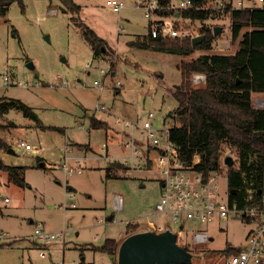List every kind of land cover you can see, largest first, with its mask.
<instances>
[{
  "label": "rangeland",
  "instance_id": "374dc122",
  "mask_svg": "<svg viewBox=\"0 0 264 264\" xmlns=\"http://www.w3.org/2000/svg\"><path fill=\"white\" fill-rule=\"evenodd\" d=\"M219 1H208L210 15L200 25H218L222 30L213 35L210 49H194L189 55L128 43L148 31V20L137 0H123L125 6L119 12L107 0H73L78 10H64L58 0H23L24 9L15 1L0 14V96L31 106L46 126L41 128L15 108L3 116L0 136L13 151L0 147V159L26 166L27 185H18L0 169V264H113L114 257L100 249L106 238L119 244L128 235V222L137 223L140 231L169 219L153 213L160 194L157 177L143 178L140 173L145 170L134 168L131 161L129 168L116 175H107V168L129 155L125 142L132 129L126 124L142 123L148 112L153 113L150 119L160 141L165 140L173 125L171 111L177 100L171 91L181 80L182 61L237 49L238 39L250 26H243L239 37L231 41L229 14L218 7ZM179 2L172 0L175 5ZM251 2L245 0V4ZM167 21L184 29L194 24L179 13L168 14ZM83 24L105 39L104 56H94L91 43L82 35ZM18 79L25 85L16 84ZM95 105L104 109L93 112ZM92 116L104 121V127H91ZM133 134L142 145L138 131ZM21 138L32 148L19 146ZM223 152L235 159L229 148ZM65 155L71 159L66 161L69 168H75V159L80 160V172L62 167ZM38 158L43 165L37 163ZM210 175L224 200L228 197L226 174L215 171ZM115 194L121 196L120 207L115 206ZM38 226L59 236L43 243L34 236ZM252 226L243 217H215L208 223L182 219L172 228L177 243L188 244L190 264H221L224 255L208 250L227 244L243 247ZM200 230L208 232L205 242L193 239V232ZM40 250L46 251L45 256Z\"/></svg>",
  "mask_w": 264,
  "mask_h": 264
},
{
  "label": "trees",
  "instance_id": "16d2710c",
  "mask_svg": "<svg viewBox=\"0 0 264 264\" xmlns=\"http://www.w3.org/2000/svg\"><path fill=\"white\" fill-rule=\"evenodd\" d=\"M15 1L24 9L23 0H0V14L4 15ZM58 1L64 5V10L71 7L79 9L73 0ZM156 1L160 14L168 15L176 11L171 8L172 0ZM190 1L189 7L177 10L180 16L201 22L209 17L210 9L205 8L209 0ZM225 10L229 14L231 41L239 37L243 26L249 25L250 29L241 34L237 49L232 53H202L180 63L181 80L171 91L177 105L171 111L173 125L168 128L167 135L179 161L185 166L191 165L203 178L209 177L212 172L224 170L223 151L229 148L230 153L235 155V161L224 165L229 203L244 206L257 202L260 205L264 194V107L253 105L252 92H264V8L249 7L244 3L242 7L231 10L225 6ZM213 28H199L197 34H203L204 38L195 47L191 45V37H151L149 28L146 34L138 35L128 43L140 48L189 55L194 49H210ZM81 30L91 43L94 56H104L106 52L102 47L105 39L84 24ZM193 72L205 74L204 84H193ZM11 108L21 110L25 117L33 119L41 128L46 127L31 106L18 98L0 96V128L3 126V116ZM105 124L95 116L90 119L93 128L104 127ZM0 147H9L1 136ZM195 157L198 158L196 162ZM40 162L41 158H38L39 165ZM25 167L5 164L0 159V169L20 186L27 185L23 175ZM126 168L120 162L111 163L107 175H116ZM137 225L128 222L125 233L136 232ZM182 246L190 251L188 244ZM117 247L114 238H106L100 246L101 250L113 255V264H116ZM237 250L238 247L227 244L223 249L208 252L226 255Z\"/></svg>",
  "mask_w": 264,
  "mask_h": 264
},
{
  "label": "built area",
  "instance_id": "2783aa9c",
  "mask_svg": "<svg viewBox=\"0 0 264 264\" xmlns=\"http://www.w3.org/2000/svg\"><path fill=\"white\" fill-rule=\"evenodd\" d=\"M109 7L119 12L124 6L123 0H107ZM245 0H221L218 7L228 6V10L232 8H240L244 5ZM137 6L143 8L144 16L148 20V28L151 37L157 36H188L193 37L198 35L195 27H201L199 20L194 21L193 26H178L176 23L170 24L167 21V15H162L158 12L159 4L156 0H137ZM191 4L190 0H180L179 4H172L171 8L174 10L187 8ZM249 7H262L264 8V0H252ZM208 8V7H205ZM175 11L176 16L177 13ZM180 16V15H179ZM87 64H91L90 61ZM103 69L101 68V71ZM193 83H200L205 81V74L201 72H193L191 75ZM4 83L8 84V77H4ZM16 84L25 85L22 79H18ZM94 84L102 88V84L95 80ZM120 81H116V87L120 85ZM104 109V105H95L93 112ZM152 112H148L147 118L142 123H131L129 126L132 129L130 135L127 137L125 145L129 148V155L121 163L125 166L128 161L134 163V168L138 170H145V172L153 177H157L160 184V195L154 204V213L161 215H168L169 219L164 220L161 225H148L144 230H153L161 232L165 229L173 231V225L180 223L182 219H191L204 223L212 221L215 217L227 219L228 217H243L250 222L253 226L246 236V244L243 247H238L236 252H232L223 256L221 264H264V194L262 196L261 204L257 202L251 205L237 206L230 204L228 197L224 200L219 198V187L217 183H212L213 177L209 175L203 178L199 173L193 170L192 166L183 165L178 157L175 147L168 139V135L163 142L154 127L151 117ZM134 131L142 137V145L140 141L134 136ZM18 145L31 149L32 146L19 139ZM226 156V155H224ZM71 160L66 155L62 162V167L67 171L75 170L80 172L78 168L80 160L75 159V168H69L66 161ZM198 160L195 157L194 162ZM224 162L222 163V167ZM127 168H129L127 166ZM155 169V170H153ZM153 170V171H152ZM225 173V170H223ZM115 206L120 207L121 196L114 195ZM8 198L5 197L4 201ZM174 232V231H173ZM193 239L195 242H205L208 239L207 231L193 232ZM34 236L43 241L49 242L59 236L57 232H51L38 226L34 229ZM0 237H3L0 234ZM46 251L40 250V255L45 256ZM160 264V263H154ZM168 264H187V263H168ZM190 264V263H188Z\"/></svg>",
  "mask_w": 264,
  "mask_h": 264
},
{
  "label": "water",
  "instance_id": "95a60500",
  "mask_svg": "<svg viewBox=\"0 0 264 264\" xmlns=\"http://www.w3.org/2000/svg\"><path fill=\"white\" fill-rule=\"evenodd\" d=\"M221 30V26H214L213 34L215 35ZM203 38V34L193 36L191 38L192 47H195ZM27 66L32 67V63L28 62ZM12 151V148H8V152ZM223 162L227 165L231 164L232 156L226 155ZM110 257L112 258L113 255ZM190 261L191 252L177 243L176 233L170 229L161 232L140 230L130 233L119 242L116 251V264H188Z\"/></svg>",
  "mask_w": 264,
  "mask_h": 264
},
{
  "label": "crops",
  "instance_id": "0c3cea01",
  "mask_svg": "<svg viewBox=\"0 0 264 264\" xmlns=\"http://www.w3.org/2000/svg\"><path fill=\"white\" fill-rule=\"evenodd\" d=\"M252 103H253L254 106L264 107V92H252ZM107 152H108V150H107ZM141 175H142L143 178H151V177H149L150 175L147 174L145 171H144L143 174L140 173V176ZM148 215H150V214H148ZM112 217H113V215H110L108 217V219L111 220ZM143 230H144V228H143ZM125 235H126V233H125Z\"/></svg>",
  "mask_w": 264,
  "mask_h": 264
}]
</instances>
